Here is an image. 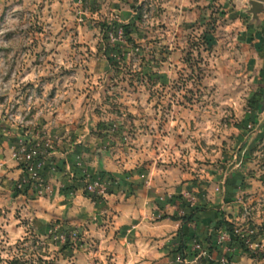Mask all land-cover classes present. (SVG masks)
<instances>
[{"label":"rangeland","instance_id":"1","mask_svg":"<svg viewBox=\"0 0 264 264\" xmlns=\"http://www.w3.org/2000/svg\"><path fill=\"white\" fill-rule=\"evenodd\" d=\"M263 103L264 0H0V152L41 153L13 190L43 186L56 153L152 180L190 225L170 264H264ZM6 204L0 264H71L86 242Z\"/></svg>","mask_w":264,"mask_h":264},{"label":"crops","instance_id":"2","mask_svg":"<svg viewBox=\"0 0 264 264\" xmlns=\"http://www.w3.org/2000/svg\"><path fill=\"white\" fill-rule=\"evenodd\" d=\"M6 146V159L0 152V203L26 218L24 224L36 232H45L55 221L83 234L86 242L70 250L71 264H170L175 243L189 235L190 225L175 215L177 207L168 201L171 192L159 194L152 180L138 184L137 175L133 177L111 162L96 169L87 161L81 169L56 153V167L43 172L44 185L34 189L36 192L30 187L17 192L13 186L22 176L21 165L9 158ZM95 172L105 176L111 186L108 193L85 192L84 185ZM197 230L196 236L203 238L207 228ZM219 249L214 241L209 259H217ZM235 259L242 262L237 255Z\"/></svg>","mask_w":264,"mask_h":264},{"label":"built area","instance_id":"3","mask_svg":"<svg viewBox=\"0 0 264 264\" xmlns=\"http://www.w3.org/2000/svg\"><path fill=\"white\" fill-rule=\"evenodd\" d=\"M19 151V154L21 155V165H22V172H23V177L21 179V182L26 183L29 180H35L37 181L39 179L40 175V170H41V162H40V157L41 153L39 151L38 147H32V148H27L25 146L21 147ZM30 182V181H29ZM29 184V183H28ZM98 186L97 179H92L90 182L86 184L85 191L88 192L89 194H100L102 189ZM60 225H57V228ZM197 247H199L197 245ZM252 247V246H250ZM255 253V251H252ZM228 260L224 257L220 258L219 263L220 264H227Z\"/></svg>","mask_w":264,"mask_h":264},{"label":"trees","instance_id":"4","mask_svg":"<svg viewBox=\"0 0 264 264\" xmlns=\"http://www.w3.org/2000/svg\"><path fill=\"white\" fill-rule=\"evenodd\" d=\"M261 107L264 108V103L261 105ZM181 218L183 219V221H187L186 220L187 219L186 217H181ZM229 228H231V227L229 226Z\"/></svg>","mask_w":264,"mask_h":264}]
</instances>
